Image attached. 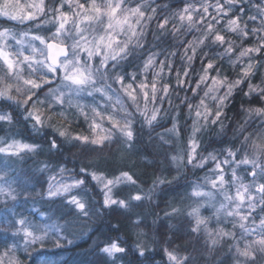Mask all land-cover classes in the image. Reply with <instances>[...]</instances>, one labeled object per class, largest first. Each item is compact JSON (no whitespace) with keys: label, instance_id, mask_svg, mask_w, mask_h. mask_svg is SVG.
<instances>
[{"label":"clouds","instance_id":"1","mask_svg":"<svg viewBox=\"0 0 264 264\" xmlns=\"http://www.w3.org/2000/svg\"><path fill=\"white\" fill-rule=\"evenodd\" d=\"M0 264H264V0H0Z\"/></svg>","mask_w":264,"mask_h":264}]
</instances>
